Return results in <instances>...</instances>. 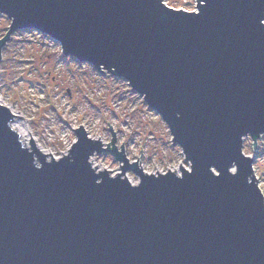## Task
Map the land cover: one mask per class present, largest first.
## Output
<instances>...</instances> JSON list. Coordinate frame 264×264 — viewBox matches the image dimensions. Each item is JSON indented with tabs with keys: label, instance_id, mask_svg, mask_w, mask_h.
<instances>
[{
	"label": "water",
	"instance_id": "95a60500",
	"mask_svg": "<svg viewBox=\"0 0 264 264\" xmlns=\"http://www.w3.org/2000/svg\"><path fill=\"white\" fill-rule=\"evenodd\" d=\"M195 1L0 0V59L14 32L45 34L125 80L194 162L190 174H147L110 125L106 145L80 125L68 153L47 160L0 103V264H264V195L242 152L245 136L255 149L264 135V0ZM103 152L120 173L91 170L88 155Z\"/></svg>",
	"mask_w": 264,
	"mask_h": 264
},
{
	"label": "rangeland",
	"instance_id": "374dc122",
	"mask_svg": "<svg viewBox=\"0 0 264 264\" xmlns=\"http://www.w3.org/2000/svg\"><path fill=\"white\" fill-rule=\"evenodd\" d=\"M162 2L173 9L195 11V0ZM8 25L9 20L0 14V37ZM1 52L0 103L17 115L11 127L17 129L26 148L32 138L47 160L58 159L76 140L75 128L83 125L91 139L106 145L112 139L110 125L117 149L122 144L129 162L140 161L145 173L171 170L179 174L180 165L189 167L181 148L171 144V134L159 114L125 80L63 56L56 41L35 30L14 32ZM257 140L254 149L253 141L245 136L242 152L253 158L254 177L264 195V135ZM93 155L98 170L107 169L112 176L121 172V163L108 152ZM125 177L133 185L138 182L131 171Z\"/></svg>",
	"mask_w": 264,
	"mask_h": 264
},
{
	"label": "clouds",
	"instance_id": "9594fccd",
	"mask_svg": "<svg viewBox=\"0 0 264 264\" xmlns=\"http://www.w3.org/2000/svg\"><path fill=\"white\" fill-rule=\"evenodd\" d=\"M259 23H260V25L264 26V19H260V22ZM176 115H177V117H179L180 113L177 112ZM185 156H186L187 163L191 166L187 170V172L190 174L193 171V163L194 162H193V160H191V159H189L187 157V154L186 153H185ZM68 158L70 159V161L74 159V157H68ZM95 159H96V157L94 155L89 154L88 157H87V163L90 165L91 170H93L95 174L102 173V172H98L97 171V166H96V163H95ZM234 163L237 164L235 161H233L231 163V165L234 164ZM33 164H34L35 168H37V169H40L43 166L42 163H41V161H38L36 159H33ZM236 173H237V170L234 168L231 174L235 175ZM183 175H184V173L182 175H176V177L177 178H183ZM219 175H220V173H217L216 176H219ZM122 179H124V178H122ZM96 182L97 183H100L102 181H101V179H97ZM131 186H133V185H131ZM137 186H139V184L136 185V186H133V187H137Z\"/></svg>",
	"mask_w": 264,
	"mask_h": 264
},
{
	"label": "bare ground",
	"instance_id": "6f19581e",
	"mask_svg": "<svg viewBox=\"0 0 264 264\" xmlns=\"http://www.w3.org/2000/svg\"><path fill=\"white\" fill-rule=\"evenodd\" d=\"M14 129V128H13ZM15 130L17 131V129L15 128ZM18 132V131H17ZM37 148V147H36Z\"/></svg>",
	"mask_w": 264,
	"mask_h": 264
},
{
	"label": "trees",
	"instance_id": "16d2710c",
	"mask_svg": "<svg viewBox=\"0 0 264 264\" xmlns=\"http://www.w3.org/2000/svg\"><path fill=\"white\" fill-rule=\"evenodd\" d=\"M6 29H7V28H6ZM6 29H5V30H6Z\"/></svg>",
	"mask_w": 264,
	"mask_h": 264
}]
</instances>
